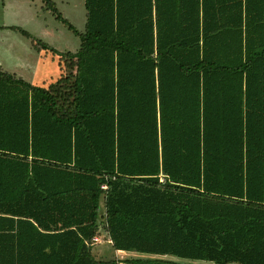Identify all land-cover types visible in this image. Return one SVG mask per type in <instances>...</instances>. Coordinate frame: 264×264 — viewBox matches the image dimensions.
Returning <instances> with one entry per match:
<instances>
[{"label": "trees", "instance_id": "1", "mask_svg": "<svg viewBox=\"0 0 264 264\" xmlns=\"http://www.w3.org/2000/svg\"><path fill=\"white\" fill-rule=\"evenodd\" d=\"M84 1L79 32L43 0L76 51L9 27L70 73L0 66V264H120L100 224L157 256L123 264H264V0Z\"/></svg>", "mask_w": 264, "mask_h": 264}, {"label": "rangeland", "instance_id": "2", "mask_svg": "<svg viewBox=\"0 0 264 264\" xmlns=\"http://www.w3.org/2000/svg\"><path fill=\"white\" fill-rule=\"evenodd\" d=\"M54 2L58 11L69 23L79 32H85L87 10L84 0H54ZM44 6L43 0H0V66L5 71L16 73L18 76L30 81L34 73L41 72L46 67L56 71V65L58 64L59 73L54 74L52 81L47 80L44 82L45 86L48 87L62 75L70 73L68 64L66 65L64 59L54 55L51 50H44L41 54L34 49L31 39L21 32L9 28L10 26L21 27L61 53L78 50L81 46L79 35L72 31L66 23L57 19ZM102 213L99 222L104 219ZM105 234L101 232L103 241L93 246L92 253L96 259L142 258L148 260L157 258L156 255L136 252L117 255L107 240L108 236ZM160 258L181 264H206L173 256H162Z\"/></svg>", "mask_w": 264, "mask_h": 264}, {"label": "crops", "instance_id": "3", "mask_svg": "<svg viewBox=\"0 0 264 264\" xmlns=\"http://www.w3.org/2000/svg\"><path fill=\"white\" fill-rule=\"evenodd\" d=\"M43 51H41L40 53L42 54ZM56 66H57L56 71L53 69L50 70L48 67H46V68H44L43 71L34 73L33 76L31 77L30 82L35 84V85L45 86L46 85V84H44L45 81H47V80L52 81L54 74L59 73L58 64ZM14 74H16V73H14ZM19 77H21V76H19ZM126 252H130V251H126Z\"/></svg>", "mask_w": 264, "mask_h": 264}, {"label": "built area", "instance_id": "4", "mask_svg": "<svg viewBox=\"0 0 264 264\" xmlns=\"http://www.w3.org/2000/svg\"><path fill=\"white\" fill-rule=\"evenodd\" d=\"M161 181H162V182H165V179H164L163 177H161ZM103 188H104V189H107L108 186H107V185H104ZM103 213H104V212H103ZM103 220H104V219H103ZM101 232L106 233L105 235L108 236L107 240H108V242L112 245V244H113V241L110 239V237H109V235H108V232L105 230V227H104L103 224H100L98 234H97L96 236H94V238H93L91 244H92V245H97V244H99V243H101V242L103 241L102 238H101V236H102V235H101ZM103 239H104V238H103ZM122 253H127V252L124 251V250H116V254H117V255H120V254H122ZM118 260H119L118 262H119L120 264H123V263H124V262H123V261H124L123 258L118 259Z\"/></svg>", "mask_w": 264, "mask_h": 264}]
</instances>
